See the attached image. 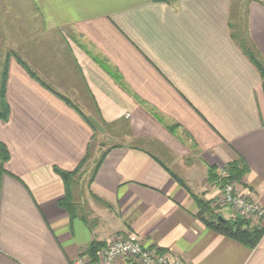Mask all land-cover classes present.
<instances>
[{
    "label": "crops",
    "instance_id": "0c3cea01",
    "mask_svg": "<svg viewBox=\"0 0 264 264\" xmlns=\"http://www.w3.org/2000/svg\"><path fill=\"white\" fill-rule=\"evenodd\" d=\"M30 3L46 31L27 37V57L18 55L83 115L11 57L0 264H73L92 242L126 233L184 264H264V233L250 248L209 227L199 202L212 200L216 175L242 159L243 182L264 203L262 78L231 27L247 30L264 56V1ZM85 157L92 175L85 168L81 186L72 177L71 215L55 168L73 171ZM224 209L234 217L227 206L204 217L230 219Z\"/></svg>",
    "mask_w": 264,
    "mask_h": 264
},
{
    "label": "trees",
    "instance_id": "16d2710c",
    "mask_svg": "<svg viewBox=\"0 0 264 264\" xmlns=\"http://www.w3.org/2000/svg\"><path fill=\"white\" fill-rule=\"evenodd\" d=\"M153 1H168V0H153ZM232 27V37L236 40L239 47L243 50L245 55L250 59V61L255 65L258 69L261 78H262V87L264 92V56L260 53V51L256 48L255 44L253 43L250 35L247 34V30L243 31V28L240 24L231 23ZM10 55L8 54L7 58L4 61L3 66L0 68V119L3 121H7L10 116V105L7 101L6 97V90H7V79H8V71H9V62H10ZM18 59L19 63L28 71V73L38 81H40L46 88L54 92L56 95L61 97L67 103L72 105L76 108L82 115V111H80L75 104L72 103L69 98L55 90L51 87L48 83L43 81L38 77L35 71L27 64L25 60H23L20 56L15 55ZM105 154H103L102 158L98 161L95 169L94 175L97 172L98 168L100 167ZM10 159V152L8 147L5 143L0 141V165L3 169V164ZM86 162L85 159L77 166V168L73 171H66L59 168H55L56 171L62 176L65 185H66V195L65 198L60 202V205L64 206L68 209L71 215H74L75 204L72 202V192L70 190V184L72 182V177L79 171L82 165ZM4 170V169H3ZM248 171V166L246 162L242 159L235 160L229 163L226 166L227 175L223 177L224 180H239L241 179L245 173ZM217 174V173H215ZM93 175V176H94ZM92 176V179H93ZM219 178V175H216V179ZM201 206V218L202 220L211 228L215 229L218 232L226 234L232 238H235L242 242L243 244L247 245L250 248H254L258 242L260 241L263 233H264V226L263 225H255L250 222V220L243 218L241 216L231 219H225L224 221L218 220V216H215L213 219H207L204 217V207L205 202L203 200L199 201ZM105 246L104 242L94 241L91 243L87 255L91 258L93 262H97L98 255L100 250Z\"/></svg>",
    "mask_w": 264,
    "mask_h": 264
},
{
    "label": "rangeland",
    "instance_id": "374dc122",
    "mask_svg": "<svg viewBox=\"0 0 264 264\" xmlns=\"http://www.w3.org/2000/svg\"><path fill=\"white\" fill-rule=\"evenodd\" d=\"M241 9L244 10V8H240V10ZM44 31H46L45 25L43 24L42 20L39 18L36 9L31 5L30 0H0V68L3 66L4 61L7 58L8 54H11L10 59L11 57H15V55L21 53H24L23 55H25L27 48H29L28 46H30V43L26 44L25 42L26 39H29L27 37H33V35L37 36V34L39 33H40L39 35H41L42 34L41 32ZM40 38L42 39V37ZM39 40L40 39L36 41ZM28 41H31V39H29ZM43 42L46 43L47 39L44 40ZM28 54L30 55V51H28ZM25 56L27 57V55ZM79 89L81 90L82 88ZM81 99H82L80 100L81 103L78 104L80 106L87 107V109H89L88 110L89 112L93 111V104L90 102V100H88V98L85 95L81 96ZM99 128L100 131H104V129L105 130L107 129L106 126H104L103 128L102 127ZM96 148L97 147H94V149ZM93 152H95V150H93ZM95 157H97L96 154H94V159L91 158L89 162L86 161L79 169V171L75 174L74 180L78 184H80L79 179H83V177H85L86 175L84 170L85 168L88 169L87 176L92 175L90 167L92 166L93 164L92 160H95ZM87 162L89 164L92 163L90 167L87 166L88 164ZM242 178L239 180H233L235 181L237 190L242 195V198H250L255 202H261L260 200L254 197L253 192L246 184H244ZM82 181L83 180H81V182ZM211 199L212 200L206 202L204 207L203 213L205 214L206 212V215L209 214L208 211L212 210L213 207L216 208L223 207V202L220 201L221 193L218 187L214 193V197ZM228 211H229L228 209L223 210V214L226 217L230 216ZM233 213L235 215L234 217L230 216V219L239 217V215L236 212ZM250 222L252 223V225L255 224L252 220H250ZM255 225H261V224L256 223Z\"/></svg>",
    "mask_w": 264,
    "mask_h": 264
},
{
    "label": "built area",
    "instance_id": "2783aa9c",
    "mask_svg": "<svg viewBox=\"0 0 264 264\" xmlns=\"http://www.w3.org/2000/svg\"><path fill=\"white\" fill-rule=\"evenodd\" d=\"M226 171L220 173L216 185L220 189L223 206L229 207L239 216L264 226V203L250 198H242L235 181L224 180ZM132 259L137 264H184L178 257H167L160 252L145 247L137 235L126 233L116 236L104 246L98 255L97 262L85 254L79 256L73 264H118L120 259Z\"/></svg>",
    "mask_w": 264,
    "mask_h": 264
},
{
    "label": "water",
    "instance_id": "95a60500",
    "mask_svg": "<svg viewBox=\"0 0 264 264\" xmlns=\"http://www.w3.org/2000/svg\"><path fill=\"white\" fill-rule=\"evenodd\" d=\"M218 220H220V221H224L225 219L222 218V217H219Z\"/></svg>",
    "mask_w": 264,
    "mask_h": 264
}]
</instances>
